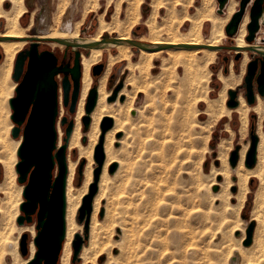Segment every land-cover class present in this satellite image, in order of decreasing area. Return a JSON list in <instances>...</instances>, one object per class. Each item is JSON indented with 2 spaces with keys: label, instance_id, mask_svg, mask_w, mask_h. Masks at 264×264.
<instances>
[{
  "label": "rangeland",
  "instance_id": "rangeland-1",
  "mask_svg": "<svg viewBox=\"0 0 264 264\" xmlns=\"http://www.w3.org/2000/svg\"><path fill=\"white\" fill-rule=\"evenodd\" d=\"M69 1L70 2L66 5L64 12L60 15L61 17L58 21H56V17L59 14L58 9L62 3L61 0H25L27 10L20 16V24L22 26H26L33 14L32 26L27 29L26 32L27 34H31V29L34 27L36 28L35 32L37 33L40 16L45 10H47L48 24L53 28H61L60 26H62L64 15L68 12L71 6L75 8L77 5L72 14L71 29H74L75 23L82 18L85 5L90 6L93 0ZM96 1L99 4L98 7L95 10H88L82 23L80 24L79 35L82 37H90L95 33L97 27V16L100 12L104 11V9L105 18L108 20L111 19L116 2H120L121 4L119 13L120 17L123 18L125 15V6L127 5L126 2L128 0ZM179 1L180 4L176 3V0H165V2L169 4L175 3L178 11L180 12H182L184 5H188V11L193 12L195 10V6L200 3V0H193L190 6V4H188V0ZM108 2L109 5L106 7V3ZM150 2L151 0L141 1L140 20L130 31V36L134 40L142 38L144 40L142 42H145L149 39L147 27L143 21L151 12ZM214 3V10L217 13V0H214ZM2 6L4 8H8L10 3L8 1H4ZM165 11L166 6L159 8L157 14L159 21H161ZM223 11L224 13H220L221 15H225V9ZM209 25L208 21H204L202 26V38L204 42L206 41L205 38L208 36ZM187 26L188 22L183 23L179 27L180 31H184ZM261 27L262 28L258 30L259 32L257 31L260 36L259 38H262L264 34V25ZM3 28L4 21L3 18L0 17V31H2ZM116 35L117 30L111 29L109 32H104L102 37H112ZM160 36H163L162 38L164 39L170 37L166 33H162ZM28 43L29 42H27L24 47L27 46ZM232 43H234L233 40L226 35L220 45L228 46ZM258 43L260 44L258 48L263 49L264 37ZM39 45L40 50L49 49L53 51L57 55L59 62L70 61L72 65L73 51L70 47L66 48V46L62 43L52 47L42 42H40ZM65 49H67L66 53ZM79 49L83 54H87L89 52V49L86 48ZM132 49V60H136L139 48L132 46ZM108 51L115 52V49L113 47H109V49L103 48L100 60L95 63H104V70L107 65ZM246 52L248 60L244 63L242 60V53H240V57L238 59H235L236 52L232 49L223 48L216 50V55L213 61L208 64L210 72L208 73L206 91L208 96L214 99L213 102L215 104V110L212 113L205 110L206 101L203 97V92L205 90L204 86L202 89L199 88L195 90L193 88L192 75L189 70L185 71L182 65H176V69L173 70L171 63L167 61V58L169 57L168 52L163 51L153 59V65L156 67L150 70L146 77H140L138 72H136L135 75L137 76V79L135 84L140 87L145 86L146 92L137 93L134 102L135 106L133 109L129 110L131 123L140 131V140L135 146V165L137 176L136 183L132 188L136 191L134 192L133 190L123 204L124 209L128 210V212H126V222L129 224L131 223V226L127 223L128 230L126 232L128 233H126V251L124 254L125 258L129 261V264H245L244 255L240 252L238 247V244L243 247L245 246L242 244L245 236L244 239L239 242L242 230L239 226L240 224H245L243 230V233L245 234V228L248 223L251 220L254 221V236L257 221L253 219V217H255L257 213H260L264 218V200H262L264 198V185L259 184L256 176H250L246 182L247 191L245 197L242 199L241 195H233L237 192L238 178L237 175H235V168L238 162L235 167H231L229 163V156L231 152L236 149L239 157V152L242 147L247 144V148L244 152V163L246 153L250 147L251 135L255 134L259 140L257 133V125L259 122L262 124L261 128L264 136V105L262 106V114L253 110L249 111L247 126L244 131L240 132L238 131L240 125L238 114L233 108H231L232 110L230 113L226 111V109L228 110V108H230L227 106L226 101L228 99L229 89L236 90L237 99L239 96H242L245 99L246 89L243 78L246 73L247 65L254 58L261 57V55L256 51L246 50ZM1 54L0 61L3 58V53ZM201 55V53L197 54L198 57ZM225 56L227 57L226 60H224ZM163 62L169 63L164 66L162 64ZM125 64L126 61H118L112 64L109 69L105 85V89L110 90L109 97L114 95L113 93H115V91L117 93L122 89H131V85H127L126 82L130 71L124 68ZM104 70L99 76H93L90 68V74L92 76L91 87L93 85H96V87L98 86V80ZM199 72L205 74V69L200 67ZM231 72H233V75H231ZM11 74L12 70L10 78L13 80ZM224 75L228 76L226 91L227 96L224 102L225 110L221 108V103L219 99H217L218 92L224 84L220 77ZM61 78V74L56 76L59 84L58 118L56 120V129L61 132V143H63L62 137L65 135V125H61L60 120L63 116H66L68 120L73 119L74 121L76 111L74 113H70L68 108H66L62 103V89L60 85ZM254 91L256 96H260L256 90L255 82ZM14 94L13 90L12 95ZM260 97L263 98L264 95ZM108 99L109 98L107 97L106 100L108 101ZM115 100L116 99L109 102H114ZM9 109L10 113L7 116V121L10 123L8 135L11 140L20 139V141L14 153L16 157V161L13 165V170L15 172L14 180H12L10 174L6 172L5 166L0 162V264H20L21 259L27 258L29 255V242L33 241V237L35 235V216H33L32 222L29 223L24 222L19 225L16 222L17 215L22 213L19 209L20 203L24 200L22 195L23 184L18 182V173L16 172V163L19 160L17 151L22 142V132H20L17 137H13L11 135V127L14 125V122L10 118V114L12 112L10 106ZM132 111H135V113L132 114ZM80 121L81 131L82 133H86L89 130L91 118L87 128L84 127L81 119ZM251 125H253L252 130ZM5 127L4 122H2L0 124L1 134L6 132ZM100 132L95 145L98 142ZM122 134L123 132H120V136ZM222 140H224V145L221 149H219L217 144H219ZM81 141L83 144H87V135L84 134ZM68 142L69 140L67 141L66 157L69 152L71 159L76 160L78 158L79 151L76 147H72L68 151ZM117 146H119V143L114 141L112 143V147ZM224 155L227 157L228 168L231 171L229 180L232 185L228 187L225 184L226 180L223 179V176L216 173L217 169L221 167V160ZM86 163L87 159L85 157L80 158L76 163L72 179L73 185L76 187L81 186L83 183L85 178ZM256 163L250 169L255 170ZM95 166L96 162L93 159L92 177ZM112 167H115L114 163L107 168V175L109 177V181L116 185L119 183V179L115 175L113 176L116 167L113 173L109 172V168ZM56 171L57 168H55V172ZM101 173L98 179L97 189H99ZM196 184H198V186ZM214 185H217L216 190L213 189ZM104 203L105 199L102 201V204ZM175 205H181L185 212L188 211L186 217H184L185 223H182V225L175 224L170 218L175 211H179L175 209ZM104 209L105 208L103 206L100 209V219L104 218ZM15 211H17V214L13 218L12 222V215ZM181 218H183L182 215ZM76 222L81 224V229L80 231H77V233L83 236V224L79 222L77 218ZM108 223L109 222H102L103 228H109L111 224L108 226ZM10 224L12 225L11 227ZM236 224L239 225L237 226ZM15 226H24V230L21 233H18L17 227L15 228ZM30 227L34 230L33 235L31 234ZM235 227L239 228L234 229ZM175 228L182 229V231L185 230L187 233L180 235L181 237L174 236L172 233ZM130 229L133 234L130 233ZM89 230L87 232L88 238ZM190 233L191 235H189ZM23 234L27 235L26 243L28 251L26 255H22L19 250V240ZM74 235L72 240L74 239ZM119 235L120 229L116 228V235L112 236L111 239L115 241L118 239ZM190 238L192 239L190 240ZM87 239H85L83 245ZM72 240L69 264H79L81 262V257L78 260L72 259ZM114 246L115 248L112 251L113 255L118 254L119 252V247L116 244H114ZM80 252L78 256H80ZM244 252L246 253V256L247 253H249L248 249H244ZM16 254L18 257L15 256ZM61 254L62 249L57 264H60ZM106 254L108 253L103 252L97 258L96 264L106 263ZM120 261L117 260V262H119L117 263L116 260L112 259L110 264H120L125 262L122 259H120ZM261 264H264V253L261 257Z\"/></svg>",
  "mask_w": 264,
  "mask_h": 264
},
{
  "label": "bare ground",
  "instance_id": "bare-ground-1",
  "mask_svg": "<svg viewBox=\"0 0 264 264\" xmlns=\"http://www.w3.org/2000/svg\"><path fill=\"white\" fill-rule=\"evenodd\" d=\"M4 1H8L10 3V6L8 8H4L2 6ZM61 1L62 3L61 4L59 3L60 8L58 9L59 14L56 17V21L59 20V18L61 17L60 15L65 10L66 5L68 4V2H70L69 0H61ZM141 1L142 0H128L126 2L127 5L125 6V15L123 18L120 17L119 15L120 7H121L120 2H116L110 20L105 18V9H104V11L98 14L97 27L95 33L90 37L80 36L79 27L85 15L87 14L88 10L90 9L95 10L98 7L99 4L96 0H93L90 6L85 5L82 18L75 23L74 29H71L72 14L77 5L76 6L74 5L75 8L71 6L68 12L64 15L62 26H60L61 28L58 27L53 28L48 24V13L47 10H45L40 16L39 27H37L38 28L37 33L33 35V37L38 38L39 42H42L51 47L59 44L57 39H64L77 43H84L88 41H99L103 33L109 32L111 29L117 30V35L112 37H116L122 40L115 43L109 42L104 46L99 44L92 45L91 47L88 48L89 52L87 54L81 53L80 56L81 92L76 106L74 125L69 136L70 139L68 138L69 140L68 151L72 147H76L79 151V155L76 160H72L68 152V155L66 157V162H67V176H66V186H65L66 233L64 238L65 240L63 241L61 248L62 254L60 258V264L70 263L69 259L71 254V240L73 235L76 234L77 231H80L81 229V224H78L76 222V210L80 205L81 198L87 191L88 184L90 183L92 178V161H93V152H94L93 149L95 147V143L97 141L98 134L100 132V124H101L100 122H102L101 120H104L106 117H109L111 119L112 126L103 135L102 146L104 151V162H103L104 165H102L103 167V169H101L102 173L100 172L101 178L99 181V189H97L98 192L96 191L97 194L95 193L96 195L95 197H93V210H91L90 219H89L90 228L88 226V230L90 229L89 238L87 233L85 239L87 238L88 239L84 245L82 244L81 247L82 249H80L81 250L80 256H78L79 258L81 257V262L79 264H90V263L96 264L97 258L103 252L108 253L106 254L107 259H106V263L104 264H110V261L112 259L116 260V262L117 260L120 261V259H122L125 262L120 264H129V261L124 256L126 251V240H127L126 233H128L126 232L128 230L127 229L128 222H126L127 219L126 212H128V210L124 209L123 204L125 203L128 196L133 192L134 189L132 188L136 183L137 173H136V165H135L136 164L135 146L140 140V131L137 127H134L133 124L131 123L129 110L133 109V107L135 106L134 102L137 93L146 92L145 86L140 87L135 84L136 83L135 81L137 79V76L135 75L136 72H138L140 77L141 76L146 77L148 75V72L156 67L155 65H153V59L163 51H166L169 53V57L167 58V61L171 63L173 70L176 69L177 67L176 65H182L185 71L189 70L190 74L192 75L193 88L195 90L199 88L202 89L204 86L205 90L203 92L204 95L203 97L206 101L205 110L209 113H212L215 110L214 109L215 104L213 102L214 99L208 96L206 91V84L208 81V73L210 72V70L208 69V64L213 61L216 55V49L210 47H179L176 45L182 43L191 44V45H196V44H204L210 46L220 45L226 36L224 31V27H225L224 25H226L228 19L235 11L237 1L228 0L224 8L225 15H221L224 12L220 14L218 12L216 13L214 10L215 7L214 0H200V3L195 6V10L193 12L188 11L187 9L188 5H184L182 12H180L178 11L175 3L169 4L166 3L165 0H151L150 2L151 12L143 21V23L147 27L149 39L145 41L146 42L145 43L142 42L144 41L142 38H138L137 41L145 44L146 48H139V51L137 53V59L132 60L133 57L132 45H130L129 43L123 40L132 39L130 36V31L132 27L140 20ZM192 1L193 0H188V4H190V6ZM176 3L180 4V1L176 0ZM106 4L107 7L109 5V2ZM165 6H166L165 14L162 16L161 21H159L157 18L158 10L160 7H165ZM26 10L27 9L25 6V0H0V17L3 18L4 21V28L2 31H0V37H2L0 39V49H1V53H3V58L0 61V124L4 122L6 126L5 127L6 132L4 134L0 133V151H1L0 162L5 166L6 172L10 174L12 180H14L15 178L13 165L16 161V157L14 153L17 148V145L19 144L20 139L11 140L8 135V128L10 127V123L7 121V116L10 113V109H9L10 105L8 106L7 101L12 96L13 90L16 86L15 84L16 82L11 80L10 78V73L12 70V65L14 63L13 62L14 58L16 54L28 42V40L25 38L31 37L30 34H27L26 30L32 26L33 14L31 15L29 22L26 26H22L19 20L20 16L23 15ZM248 18H249L248 14L245 13L238 27V31L236 35H234L231 38L234 42L232 44L236 47L235 49L232 50H234L236 53L243 54L242 60L244 63L248 60V55L246 52L247 49L245 47L248 45H254L258 47L260 45L258 42L264 37L263 34V37L259 38L260 36L257 33L256 38L252 44H249L245 40V35L247 34L246 25L248 22ZM204 21H208L210 24L208 36L207 38H205L206 39L205 42L203 41L202 38L203 36L202 26ZM185 22H188L187 28L184 31H180L179 27ZM262 25H264V12L260 18V28ZM162 33H166L170 37L164 39L162 38L163 36L162 37L160 36ZM164 44H172L174 46L163 48L162 45ZM109 47H113L115 49V52L108 51L107 65L103 74L100 76L98 80V86L96 87V91H97L96 104L89 114V117L91 118L89 130L86 133H82L80 119L82 120V117L85 114L84 103L87 93L91 88V82H92L90 68L93 64L95 65V63L98 60H100L103 53V48L109 49ZM261 50L264 51V48ZM198 53H201L202 55L198 57L197 56ZM118 61H126L124 68L130 71V74L128 75L126 82L127 85H131V89L129 88H127L126 90L122 89L117 93L115 91L116 94L113 93L114 95L111 96L113 98L110 99L111 98L109 97L110 90H106L105 85L111 65ZM168 63L163 62L162 64L165 66ZM200 67H203L205 69V74L199 72ZM231 75H233V72H231ZM220 79L224 84L218 92L217 99H219L221 103V108L225 110L224 102L227 96L226 91H227L228 76L224 75L220 77ZM260 96L258 95L256 96L255 94V98H256V99L254 98L255 103L253 102L254 104L252 103V105L247 104L246 103L247 101H245L246 98L244 99V97L242 96H239L238 99L236 98L238 104L235 106V108L233 107V109L237 112L240 121L238 131L242 132L245 130L248 123V113L250 110L262 114L264 97L262 98ZM107 97L109 98L108 101L106 100ZM114 99H116L114 102H109ZM231 108L232 107L228 108V110L226 109V111L230 113V111L232 110ZM131 113L134 114L135 111H132ZM261 126L262 124L261 122H259L257 125V129H258L257 133L259 136V140L257 138V142H256L257 163L255 160L256 169L252 170L250 169L252 166L248 167L246 165V156L243 163L244 152L247 148V144L244 145L241 151L239 152V157H238L239 160L237 158L238 163L236 162L237 166L235 168V175H237L238 178L237 179L238 185H237V192L233 195H241L242 199L246 195V191H247L246 182L250 176H256L259 181V184L264 185V171H263L264 136L262 134L263 132ZM58 132L59 135H58L57 145L59 146L62 143L60 137L61 132L60 131ZM120 132H123L121 136H120ZM84 134L87 135L88 137L87 144H83L81 141L82 136ZM114 141L118 142L119 146L112 147V143ZM223 141L224 140L220 141L219 144H217L219 149L223 147L224 145ZM82 157H85L87 159L86 168H85V178L83 180L82 185L76 187L73 185L72 179H73L76 163ZM112 163L115 164L116 170L113 173L110 172L111 168H109V172L113 173V176L115 175L116 177H118L119 183L116 185L112 184L109 181V177L107 175V168ZM244 164L248 168H246ZM230 172L231 171L228 168L227 157L226 155H224L221 160V167L217 169L216 173L218 175L223 176V179L226 180L225 184L227 187L232 185L231 181L229 180ZM198 184L196 185L198 186ZM135 191L136 190H134V192ZM104 199H105V203L102 204V201ZM262 200H264V198ZM102 206L105 208L104 209L105 214H103L104 218L100 219V209L102 208ZM175 209L179 211H175L173 215L170 214L172 216L169 215L171 220L177 225L178 224L182 225V223L184 224L185 223L184 217H186L188 211L186 210L187 212H185L181 205H175ZM16 214L17 211H15L12 215V220H11L12 222ZM181 215L183 216V218H181ZM253 219L257 221V226H256L255 234L253 236L252 244L250 243L251 244V245L249 244L250 246L247 245L244 247L238 244L240 252L244 255L245 264H261V257L263 256L264 253V218L261 216L260 213H257L256 216L253 217ZM102 222L104 223L109 222L108 226L109 224H111V226L105 229L102 226ZM11 224L10 227L12 226ZM130 224L128 223V225ZM236 225L238 226L239 224ZM16 227L17 226H15V228ZM239 227L242 228L241 235L239 238V242H241L245 236V234L243 233L245 224H240ZM239 227H235L234 229H238ZM116 228L120 229V235L118 236V239L114 241L111 239V237L116 235ZM17 230L18 233H21L24 230V226L17 227ZM30 230H31V234L33 235L34 234L33 228L30 227ZM184 231H182V229L175 228L172 234L174 236L179 237L180 235L187 233L186 231L185 232ZM190 231H191V227H190ZM130 233H132L131 229H130ZM191 233L189 235H191ZM191 239L192 238H190V240ZM114 244H116L119 247V252L118 254L113 255L112 251L115 248ZM34 249H36V247L33 241H30L29 255L27 258H22L20 264H25L32 257L33 253L35 252ZM244 249H248L249 251V253H247V256L246 253L244 252ZM72 253H73V248H72ZM15 256L18 257L17 254Z\"/></svg>",
  "mask_w": 264,
  "mask_h": 264
},
{
  "label": "water",
  "instance_id": "water-1",
  "mask_svg": "<svg viewBox=\"0 0 264 264\" xmlns=\"http://www.w3.org/2000/svg\"><path fill=\"white\" fill-rule=\"evenodd\" d=\"M250 0H240L239 7L235 11L224 27L225 34L232 38L236 35L238 27L242 21L246 4ZM228 0H217L218 13L223 10ZM264 12V0H253L249 18L246 25L247 34L245 40L252 44L256 38V33L260 28V18ZM36 28L31 29V37H26L28 45L23 47L15 56L12 78L16 82L14 95L8 102L12 110L10 118L14 122L11 127V135L17 137L22 132V142L18 148L19 157L16 163L17 180L23 184L22 195L24 200L20 203L19 209L22 213L16 217V222L21 225L24 222H32L35 216V235L33 243L36 247L32 257L26 264H57L62 243L66 233L65 209L66 197L65 186L67 176L66 147L67 141L72 131L74 121L67 120L63 116L61 125H65V135L62 137L63 143H58V131L56 120L58 118L59 84L56 76L61 74L60 81L62 89V103L68 106L70 113L76 111L81 83V51L79 48L88 49L92 45H105L109 42L122 41L116 37L103 36L99 41H88L84 43L72 42L64 39H57L66 48L73 51L72 65L70 61L58 63L57 55L49 50H39V40L33 35ZM2 37H0L1 39ZM137 48H146L145 44L134 39L123 40ZM172 44H164L165 47H172ZM179 47H210L216 50L223 48L235 49L231 44L204 45V44H178ZM247 50L256 51L261 55L259 58L251 60L244 75V86L246 89L245 98L248 104H252L255 98L254 82L256 90L261 96L264 95V51L257 46L248 45ZM67 49H65L66 53ZM235 59L240 57V53H235ZM0 53V57H1ZM227 57H224L226 60ZM259 61V64H258ZM104 70V63L99 62L91 67V74L99 76ZM111 97L110 99H112ZM236 90H228L227 106L235 107L238 104ZM70 102L68 104V100ZM97 100L96 85H93L86 96L84 103L85 114L82 123L88 127L89 114L94 108ZM112 126L109 117L102 120L100 124L101 134L94 147L93 159L96 166L93 169L92 181L88 185L87 192L82 196L80 206L77 209L76 218L83 224L84 235L79 233L74 235L72 240L73 260H78V254L82 247L89 226L90 213L92 210L93 197L97 191L98 179L104 162L103 135ZM253 125H251V130ZM257 136L251 135L249 151L246 155V165L253 166L256 160ZM237 150H233L229 156V163L233 167L237 162ZM55 168L57 171L55 172ZM114 167L110 169L113 172ZM80 172V169H79ZM216 190V185L213 186ZM254 231V221H250L245 228V239L242 244L247 246L252 242ZM26 234L19 240V250L22 255L28 251Z\"/></svg>",
  "mask_w": 264,
  "mask_h": 264
},
{
  "label": "crops",
  "instance_id": "crops-1",
  "mask_svg": "<svg viewBox=\"0 0 264 264\" xmlns=\"http://www.w3.org/2000/svg\"><path fill=\"white\" fill-rule=\"evenodd\" d=\"M236 1H237V6H236L235 11H237V9H238V7H239V1H240V0H236ZM252 2H253V0H250V1L246 4V7H245L244 15H245V13H247V14H248V17H249V12H250V7H251ZM235 11H234V12H235ZM223 12H224V11H223ZM234 12H233V13H234ZM233 13H232V14H233ZM244 15H243V16H244ZM231 16H232V15H231ZM231 16H230V18H231ZM230 18H229V19H230ZM229 19H228V21H229ZM228 21H227V22H228ZM249 21H250V18H248V22H249ZM248 22H247V23H248ZM226 24H227V23H226ZM262 26H263V25H262ZM261 28H262V27H261Z\"/></svg>",
  "mask_w": 264,
  "mask_h": 264
},
{
  "label": "flooded vegetation",
  "instance_id": "flooded-vegetation-1",
  "mask_svg": "<svg viewBox=\"0 0 264 264\" xmlns=\"http://www.w3.org/2000/svg\"><path fill=\"white\" fill-rule=\"evenodd\" d=\"M39 46H40V45H38V48H39ZM39 50H40V48H39ZM257 58H258V57H257ZM58 63H65V62H58ZM69 102H70V99L68 100V104H69ZM68 106H69V105H67V106H65V107L68 108ZM66 118H67V117H66ZM67 120H68V118H67Z\"/></svg>",
  "mask_w": 264,
  "mask_h": 264
}]
</instances>
